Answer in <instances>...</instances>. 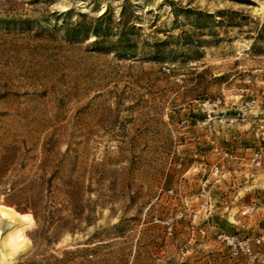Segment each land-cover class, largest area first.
<instances>
[{"label":"rangeland","instance_id":"obj_1","mask_svg":"<svg viewBox=\"0 0 264 264\" xmlns=\"http://www.w3.org/2000/svg\"><path fill=\"white\" fill-rule=\"evenodd\" d=\"M0 211L5 264H264V0H0Z\"/></svg>","mask_w":264,"mask_h":264},{"label":"built area","instance_id":"obj_2","mask_svg":"<svg viewBox=\"0 0 264 264\" xmlns=\"http://www.w3.org/2000/svg\"><path fill=\"white\" fill-rule=\"evenodd\" d=\"M228 245L231 248L233 255L237 256L241 253L252 255L254 253L253 243L250 239H236L235 237H227ZM255 244L257 246H264V233L257 235L255 238Z\"/></svg>","mask_w":264,"mask_h":264},{"label":"bare ground","instance_id":"obj_3","mask_svg":"<svg viewBox=\"0 0 264 264\" xmlns=\"http://www.w3.org/2000/svg\"><path fill=\"white\" fill-rule=\"evenodd\" d=\"M0 220H1V222L3 221V222H5V224L3 225L4 226V228L5 227H8V226H11V225H13V224H15V223H20L21 221H20V218H17L16 217V214H14L13 212H10V211H7V212H1L0 211ZM1 224V223H0ZM4 228H2V227H0V231L2 230V229H4ZM26 246V243H24V244H22V245H20L19 247H17L16 249H14L13 251H7L5 248H1L0 249V258H1V260L3 261V263L5 264V263H9L11 260H12V258H13V256L15 255V254H17V252L20 250V249H22V248H24Z\"/></svg>","mask_w":264,"mask_h":264}]
</instances>
